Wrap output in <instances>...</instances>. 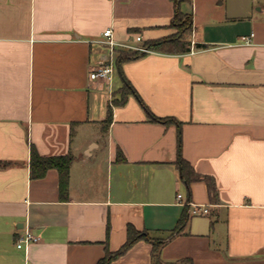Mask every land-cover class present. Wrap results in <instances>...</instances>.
<instances>
[{"label":"crops","instance_id":"obj_1","mask_svg":"<svg viewBox=\"0 0 264 264\" xmlns=\"http://www.w3.org/2000/svg\"><path fill=\"white\" fill-rule=\"evenodd\" d=\"M176 8L0 0V160L12 162L0 168V264H97L128 225L164 241L166 264H264V0L183 1L188 52L116 61L172 36ZM107 29L120 44L115 70L92 80L111 54ZM31 146L73 156L65 198L57 169L31 177ZM182 159L214 179L216 200L204 180L184 179ZM26 229L40 240L19 248ZM152 251L139 240L111 264H154Z\"/></svg>","mask_w":264,"mask_h":264},{"label":"trees","instance_id":"obj_2","mask_svg":"<svg viewBox=\"0 0 264 264\" xmlns=\"http://www.w3.org/2000/svg\"><path fill=\"white\" fill-rule=\"evenodd\" d=\"M186 0H174L176 4V12L172 20V25L181 29L176 35H172L167 38L146 41L143 46L147 47L149 50L167 52V53H185L190 50V42L185 39V34L188 33L191 28V15H186L179 9V4ZM198 47H206L205 44H198ZM143 53L140 51L133 50H119L117 56V62L121 63L123 61L136 59L142 56ZM124 99L128 95L129 91H134L133 88L128 84L123 90ZM145 107V106H144ZM147 109V108H146ZM148 113L149 110L147 109ZM150 114V113H149ZM153 120L163 121L165 123H172L174 119L172 118H159L150 114ZM112 119L111 112L109 113L105 122H110ZM73 161V156L71 154L65 155H54V156H43L41 155L34 146H31L30 154V172L32 178H41L46 175L47 171L51 168H55L59 172V182H60V194L62 197H66L69 190V175H70V165ZM12 164L11 161L0 160V168H6ZM181 168L183 172L184 179L189 183L192 180H204L209 189L210 196L213 200L217 199V187L214 179L208 175H201L194 172L189 168V172H185L186 162L181 160ZM186 218H181L178 226L175 228L174 232H180L183 225H185ZM139 240H148L153 243V263L154 264H166L161 261L160 249L164 241L152 240L146 231H139L134 226L128 225L127 227V239L124 244L115 251H111L106 247L105 255L98 261L97 264H111L112 261L123 254H125L136 242ZM176 264V263H167ZM190 264H192L190 262Z\"/></svg>","mask_w":264,"mask_h":264},{"label":"built area","instance_id":"obj_3","mask_svg":"<svg viewBox=\"0 0 264 264\" xmlns=\"http://www.w3.org/2000/svg\"><path fill=\"white\" fill-rule=\"evenodd\" d=\"M105 39L102 41L104 44L108 45L111 50L110 57L108 59H105L101 61L95 68L92 69L90 73V78L92 80H110L112 77V74L115 70V48L120 45L113 37V30L107 29L104 32ZM254 33H251L250 35H245L241 37V42L243 44H251L253 42ZM137 41H142V38L140 36L137 37ZM136 50L140 52H149L147 47L141 46L136 48ZM178 199L182 200V194H178ZM189 204H192L189 202ZM193 205V204H192ZM193 213H199V214H207L209 213V209L203 206H197L195 205L192 209ZM40 240V237L35 235L30 229H26L23 234H21L17 240V246L19 248H22L24 246H29L31 243L38 242Z\"/></svg>","mask_w":264,"mask_h":264},{"label":"rangeland","instance_id":"obj_4","mask_svg":"<svg viewBox=\"0 0 264 264\" xmlns=\"http://www.w3.org/2000/svg\"><path fill=\"white\" fill-rule=\"evenodd\" d=\"M179 32H181V29L177 28V29H176V32H175L173 35H176V34H178Z\"/></svg>","mask_w":264,"mask_h":264}]
</instances>
